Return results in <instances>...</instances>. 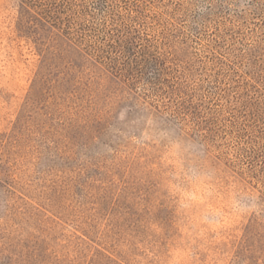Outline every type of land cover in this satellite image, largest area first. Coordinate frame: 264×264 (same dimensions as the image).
Instances as JSON below:
<instances>
[{
  "label": "rangeland",
  "instance_id": "374dc122",
  "mask_svg": "<svg viewBox=\"0 0 264 264\" xmlns=\"http://www.w3.org/2000/svg\"><path fill=\"white\" fill-rule=\"evenodd\" d=\"M95 1L83 0L88 10ZM117 7L114 22L98 12L74 24L89 58L108 63L74 72L84 83L75 92L65 75L42 91L34 65L0 62V264L14 259L8 250L20 237L45 242L35 218L15 206L25 195L57 226L50 233L60 241L45 247L70 264L91 258L81 239L98 254L94 264H166L188 226L176 184L211 192L191 209L212 222L197 229L191 264H264V0ZM9 11L0 3V29ZM112 35L128 49L110 48ZM147 61L168 74L159 78ZM175 83L181 97L167 90ZM99 93L94 112L106 95L115 102L114 123L102 127L81 107Z\"/></svg>",
  "mask_w": 264,
  "mask_h": 264
},
{
  "label": "trees",
  "instance_id": "16d2710c",
  "mask_svg": "<svg viewBox=\"0 0 264 264\" xmlns=\"http://www.w3.org/2000/svg\"><path fill=\"white\" fill-rule=\"evenodd\" d=\"M117 1L97 0L95 5L98 7L88 10L83 0H0L2 6H5L6 10H10L9 12L15 15L11 16L9 21L6 22L4 29H0V42L5 45V54L0 55V59L2 58L0 62L2 64L6 62V66L9 67L10 64L18 66L24 64L26 69L28 66L34 65V69L37 70L38 80H36V83L39 84L42 91L47 90L48 87L50 89L54 87L55 79L52 78L53 75H65L64 78H70L69 81L73 83L72 89L75 92L78 89V85L84 83L82 81L83 77L78 76L79 74L74 72L81 73L84 67L90 63L96 69H101L102 65L106 66L108 63L97 64L89 58V49L86 50L82 47L85 39L84 37L81 38L82 36L75 29L74 24L86 16L95 18L98 12H103L105 22H114L121 16L115 13L118 8ZM77 9L81 10L80 15L78 14L79 12H76ZM76 25L83 26L78 23ZM112 37L110 48H113V50H121L122 48V51L128 49L125 38L115 37V35H112ZM25 52L28 55L24 54ZM110 63L113 62L110 61ZM148 65L151 68L156 67L154 69H157L158 77L164 78L165 69H161L159 65H156L155 61H147ZM59 80L55 81L56 84L59 83ZM169 86L167 90L170 95L181 97L185 93V89L180 83ZM72 96L76 95L72 94ZM100 97L101 93L93 96L87 108L85 106L81 107L84 108L82 111L88 123H97L102 127L103 125L114 123L115 102L111 96L106 95L108 97L106 108L94 112L95 108L91 107L98 104L97 101ZM183 106V102H177L175 112L180 114L182 109H184ZM90 109L93 111L90 112ZM26 197L27 195L18 197L20 201L18 200L15 206L17 203L20 205L18 206L20 215L35 218L34 220L38 224V229H36L40 232L45 242L43 243L44 245L42 243L34 244L31 240H39V235L35 236L36 234H30V239L25 241L20 239L21 237L18 238L20 245L17 246L20 248L16 250L13 249V246L9 248L8 252L14 255V259L9 258L7 264H70L65 256L60 255L50 247H45L48 241H60V238L57 239L50 233L57 226L52 227L53 218L48 216L45 209L43 211L39 207H32ZM63 237L66 238L65 236ZM81 240V244L84 245V253L82 254H85L86 258L91 257L87 264H94V257L96 259L98 254H91L92 249L89 247L88 242L85 239ZM81 244L77 245L82 247Z\"/></svg>",
  "mask_w": 264,
  "mask_h": 264
},
{
  "label": "clouds",
  "instance_id": "9594fccd",
  "mask_svg": "<svg viewBox=\"0 0 264 264\" xmlns=\"http://www.w3.org/2000/svg\"><path fill=\"white\" fill-rule=\"evenodd\" d=\"M174 179L179 180L180 177L176 176ZM175 194L179 196L180 209L187 213L188 226L182 227V237L174 241L168 249L166 264H191L192 260V244H195L196 237L202 236L203 231H197L201 224H211L208 218L207 211L199 216H193L191 209L194 205L200 204L211 195L210 190L201 188L200 185H193L185 189L179 184L173 186Z\"/></svg>",
  "mask_w": 264,
  "mask_h": 264
}]
</instances>
